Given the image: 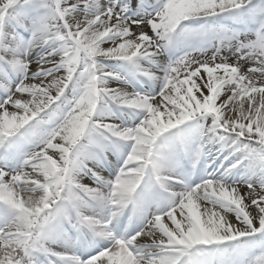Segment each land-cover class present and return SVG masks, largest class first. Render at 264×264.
<instances>
[{
  "label": "snow or ice",
  "instance_id": "6c2138e0",
  "mask_svg": "<svg viewBox=\"0 0 264 264\" xmlns=\"http://www.w3.org/2000/svg\"><path fill=\"white\" fill-rule=\"evenodd\" d=\"M0 264H264V0H0Z\"/></svg>",
  "mask_w": 264,
  "mask_h": 264
}]
</instances>
